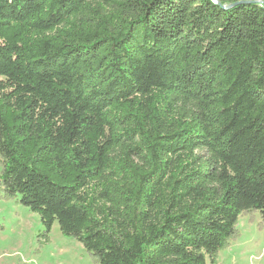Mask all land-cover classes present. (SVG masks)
Instances as JSON below:
<instances>
[{
    "label": "trees",
    "instance_id": "1",
    "mask_svg": "<svg viewBox=\"0 0 264 264\" xmlns=\"http://www.w3.org/2000/svg\"><path fill=\"white\" fill-rule=\"evenodd\" d=\"M235 2L0 0V200L94 264H218L264 226V0Z\"/></svg>",
    "mask_w": 264,
    "mask_h": 264
},
{
    "label": "rangeland",
    "instance_id": "2",
    "mask_svg": "<svg viewBox=\"0 0 264 264\" xmlns=\"http://www.w3.org/2000/svg\"><path fill=\"white\" fill-rule=\"evenodd\" d=\"M237 229L238 239L220 252L218 264H264V226L259 214L242 215ZM44 231L37 214L16 201L0 200V264H94L81 244L62 235L57 223L49 239Z\"/></svg>",
    "mask_w": 264,
    "mask_h": 264
},
{
    "label": "water",
    "instance_id": "3",
    "mask_svg": "<svg viewBox=\"0 0 264 264\" xmlns=\"http://www.w3.org/2000/svg\"><path fill=\"white\" fill-rule=\"evenodd\" d=\"M254 3H258V4H263V1H238L235 2L234 4H231L227 9H231L240 5H248V4H254Z\"/></svg>",
    "mask_w": 264,
    "mask_h": 264
}]
</instances>
